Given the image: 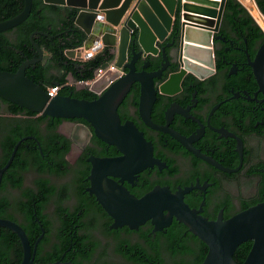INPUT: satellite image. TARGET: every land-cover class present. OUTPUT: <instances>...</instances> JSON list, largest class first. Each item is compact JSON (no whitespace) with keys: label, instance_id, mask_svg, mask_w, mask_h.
I'll use <instances>...</instances> for the list:
<instances>
[{"label":"flooded vegetation","instance_id":"1","mask_svg":"<svg viewBox=\"0 0 264 264\" xmlns=\"http://www.w3.org/2000/svg\"><path fill=\"white\" fill-rule=\"evenodd\" d=\"M221 27L222 23L218 33L223 39L213 41L210 71H202L203 77L186 72L172 92H162L158 85L179 71L176 56L167 62L160 54L150 57L146 70L164 66L160 77L154 78L157 89L150 111L153 125L163 129L142 119L138 82L132 83L117 112L122 123L131 121L142 132L157 162L112 177L116 186L136 197L156 186L172 192L191 187L183 193L184 202L208 220L227 219L264 200V94L249 64L264 37L251 52L246 38L244 43L237 40L236 28L224 34ZM92 53L87 51L82 60L69 59L80 67ZM144 62L137 60L138 70ZM10 107L0 96V218L23 228L34 260L38 253L47 255L60 248L58 260L138 264L122 251L133 257L143 249L151 251L172 228L180 243L192 250H208L186 224L174 223V218L158 230L151 220L136 228L113 227V217L91 192L90 175L91 159L120 157L117 146L97 137L82 117H41ZM103 187L116 190L105 183ZM141 256L145 262L139 264H153L147 255ZM19 258L18 235L10 228L0 229V264Z\"/></svg>","mask_w":264,"mask_h":264},{"label":"water","instance_id":"2","mask_svg":"<svg viewBox=\"0 0 264 264\" xmlns=\"http://www.w3.org/2000/svg\"><path fill=\"white\" fill-rule=\"evenodd\" d=\"M43 1L77 9L73 24L82 31L84 39L80 46L64 51L68 58L82 60L85 51L106 47L114 55V68L107 69L89 86H84L96 94L93 99L62 94L49 97L41 84L26 76L25 70L43 57V49L34 41L33 34L55 35L34 30L30 40L37 56L24 59L15 71L0 69V96L43 115L82 117L92 126L97 137L117 146L122 153L120 157L91 159L93 166L90 175L91 192L113 217V227L126 224L136 228L146 220H151L154 230H158L168 226L175 218L186 224L208 246L200 264H264V200L227 219L219 216L216 220H208L184 202L183 193L191 187L178 188L172 192L168 187L156 186L143 196L136 197L125 188L116 186L112 180L120 171L131 174L157 162L152 155L151 144L135 124L120 121L117 112L119 102L132 83L138 82L139 113L142 119L155 128L163 129L153 125L150 111L157 89L154 78L160 77L164 66L148 71L146 67L149 59L160 54L163 62H167L173 54L176 56L179 71L170 73L158 85L162 92L169 93L172 88H177L186 72L203 77L213 66V41L223 39L218 31L226 0ZM237 1L264 33V14L256 0ZM31 7L32 0H24L19 13L0 21V32L22 23L30 14ZM168 39L170 41L164 43ZM138 59H145L140 70L136 66ZM249 64L259 90L264 94V41ZM16 148L17 144L14 150ZM103 183L116 190L107 191ZM0 226L13 230L21 241L22 258L18 264H74L70 260L35 262L34 251L23 228L5 218H0ZM246 240L252 241L251 247L244 260L237 263L233 253Z\"/></svg>","mask_w":264,"mask_h":264},{"label":"trees","instance_id":"3","mask_svg":"<svg viewBox=\"0 0 264 264\" xmlns=\"http://www.w3.org/2000/svg\"><path fill=\"white\" fill-rule=\"evenodd\" d=\"M256 3L264 13V0H256ZM23 5L24 0H0V21L19 13ZM75 12L76 8L74 7L45 3L43 0H32L31 12L28 17L17 26L0 32V69L15 71L24 59L36 57L37 52L31 43L30 34L34 30H43L55 36L33 34L32 38L43 49V57L40 61L26 68V76L41 84L45 89L49 85L60 84L61 88L58 94L86 99L95 98L96 95L87 88L66 85L68 75L71 74L73 81L91 79L96 68L107 67L112 63L114 55L104 47L91 58L80 62V67L74 66V62L65 55L64 51L83 43L82 31L73 24ZM221 23V31L224 34L230 33L229 29L234 30L236 28L239 34L237 40L244 43V38H246L251 52L254 51L253 47L257 41L264 37L260 27L237 0L225 1ZM6 102L9 103L12 111L22 109L28 115L39 114L41 117L44 116L8 100ZM60 160L65 163L62 156ZM173 222L180 221L174 218ZM0 229L4 230L6 227L0 226ZM169 233L162 244L160 242L154 244L151 251L143 249L141 252H136L134 257L127 252L122 251V253L133 263L138 264L142 261L145 262L141 254L147 255L153 264H200L202 262L207 247L204 250H192L179 242V234L173 231V228ZM195 236L199 238L197 235ZM251 243V240H246L237 246L233 253V258L237 263L244 260ZM61 252L60 248H55L47 255L38 253L34 261L39 263L55 261L59 259ZM20 261L19 258L18 260H9L4 264H18ZM74 264L82 263L77 260Z\"/></svg>","mask_w":264,"mask_h":264},{"label":"built area","instance_id":"4","mask_svg":"<svg viewBox=\"0 0 264 264\" xmlns=\"http://www.w3.org/2000/svg\"><path fill=\"white\" fill-rule=\"evenodd\" d=\"M112 68H114L113 62L109 64L107 67H98L94 73V76L91 79L67 81L65 84L74 85V86H81V85L89 86L95 79H97L102 73H104V71H106L107 69H112ZM60 88H61V85L58 83H55V84L49 85L46 91L49 94V97H53L58 94V91Z\"/></svg>","mask_w":264,"mask_h":264},{"label":"crops","instance_id":"5","mask_svg":"<svg viewBox=\"0 0 264 264\" xmlns=\"http://www.w3.org/2000/svg\"><path fill=\"white\" fill-rule=\"evenodd\" d=\"M101 47H99L98 49H96V50H93L92 52V54L94 55L97 51H99V49H100ZM87 51H85L84 53H86ZM69 77V79H70V76H68Z\"/></svg>","mask_w":264,"mask_h":264}]
</instances>
